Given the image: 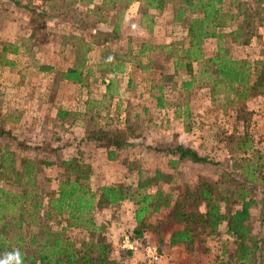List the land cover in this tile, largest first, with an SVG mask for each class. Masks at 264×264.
Listing matches in <instances>:
<instances>
[{
  "label": "rangeland",
  "instance_id": "rangeland-1",
  "mask_svg": "<svg viewBox=\"0 0 264 264\" xmlns=\"http://www.w3.org/2000/svg\"><path fill=\"white\" fill-rule=\"evenodd\" d=\"M52 1L57 3V9L50 10L48 0H0V43L17 48L16 54L5 53L0 58L11 63H0V129L9 133L0 137V153L13 154L15 161L23 157L52 163L40 167L37 183L41 193L55 190L63 173L59 163L72 158L90 167L88 185L92 191L110 185L134 187L139 176H152L158 171L168 181L159 183L162 191L175 195L200 180L218 181L222 171L237 174L243 160L264 174V95L231 108L225 104L224 94H217L219 87L211 96L210 81L197 75L204 66L195 63L190 65L195 80L189 88H181L189 75L183 68L174 70L172 63L178 51L176 46L182 45L185 28L170 22V6L160 12L147 11L152 15L149 29L139 13L131 11L125 16V11L118 10L120 5L110 10L107 6L108 11L98 9L105 19H117L119 23V37L109 49L117 55L132 51L128 55L132 59L123 72L126 74L117 75L106 92L104 76L97 72L85 85L59 79V72L73 65V50L80 41L88 42L90 33L75 29L74 18L57 17L66 6L70 7L69 0ZM73 6L82 13L94 11L88 4ZM32 7L37 11L40 7L45 15L56 18L36 16L29 11ZM91 17L89 14L88 18ZM98 26L104 28L103 23ZM228 31L229 28L220 30ZM221 43L233 58L256 60L264 49V23L245 45ZM143 44L153 50L139 59L137 46ZM216 47V39H205L201 45L203 58L212 56ZM97 58L98 48L93 47L85 55V65L90 67ZM147 59L151 66L142 71L139 67L146 65ZM158 82L163 87L161 94L155 91ZM159 96L161 107L156 106ZM90 126L121 131L127 146L115 150L108 160L103 148L93 150V144L84 140L85 128ZM243 139L250 141L251 150L242 153L238 145ZM166 145L190 148L208 162H180L172 166L170 161L176 157L160 152ZM118 206L92 213L94 223L111 246L110 257L116 264H145L146 246L157 252V260L152 264H230L226 257L231 255L234 245L224 234L223 225L212 237L200 236L193 250L186 251L183 246L187 254L183 249L176 250L174 259H170L173 247L164 242L168 227L161 224L167 210L148 214L142 236L135 239L133 205L126 201ZM258 209L261 205L250 207L248 224L251 234L260 238L264 237V212L259 215ZM45 223L52 231H58L65 227V216L50 218ZM65 235L76 242L88 239L87 232L80 229H65ZM125 236L136 240V244L132 243L135 249L122 247Z\"/></svg>",
  "mask_w": 264,
  "mask_h": 264
},
{
  "label": "trees",
  "instance_id": "trees-1",
  "mask_svg": "<svg viewBox=\"0 0 264 264\" xmlns=\"http://www.w3.org/2000/svg\"><path fill=\"white\" fill-rule=\"evenodd\" d=\"M48 2L50 10L57 9V3L52 0ZM133 2L140 4L139 15L147 23L148 29L152 15L149 16L147 11L160 12L166 6L171 8L170 22L184 26L182 45L176 46L178 51H175L172 63L174 70L183 68L189 75L188 80L180 84L181 88H189L195 80L190 71L191 63H195L204 66L197 75L210 81L208 88L211 96L216 94V87H219L217 94H224L225 104L231 108L264 95V49L258 59L249 61L231 57L221 43L226 41L235 46L245 45L255 35L256 28L264 23V0H69L70 7L66 6L57 17L74 18V28L88 31L90 39L78 43L73 50V65L59 72L60 80L85 85L87 79L93 78L97 72L101 76H108L104 89L110 91L117 75H121L131 61L128 55L132 51L117 55L109 49L119 37V23L117 19H105L98 9L107 10L108 6L110 10L120 5L118 10L122 12ZM76 3L91 5L94 11L85 10L82 13L73 6ZM29 11L36 16L45 15L40 7L38 11L35 7ZM47 14L45 17L56 18ZM89 14L99 18H88ZM99 23H103L104 28H99ZM228 28V32H220ZM213 38L217 40L216 51L212 56L203 58L201 45L205 39ZM93 47L98 48V58L87 67L85 55ZM137 47L136 57L139 59L153 50L147 44ZM5 53L16 54L17 48L0 43V58ZM3 60L1 64H11ZM147 60L146 65L139 67L142 71L151 66ZM41 70L46 68L41 67ZM162 90L158 82L155 91L161 94ZM161 105L159 96L156 106ZM85 110L86 113L90 111L88 102ZM122 134L118 130L112 132L90 126L85 128L84 140L94 147L103 148L109 160L115 150L127 146L128 142ZM5 135L9 133L0 129V137ZM248 142V139H243L238 150L242 153L251 150ZM160 152L176 157L170 161L172 166L180 162H208L205 157L181 145H166ZM12 156L8 152L0 153V255L19 249L24 264H116L110 257L111 246L94 223L92 213L128 201L134 207L132 219L135 226L132 233L135 239L142 236L148 214H162L167 210L161 224L168 227L165 238L169 246L182 245L186 251H191L200 236L212 237L223 225L224 234L234 245L231 255L226 257L227 262L264 264V237L253 236L248 224L252 205H261L259 215L264 212V174L248 160H243L237 174L222 171L218 181L200 180L174 195L162 191L159 183L168 181L158 171L152 176H139L134 187L110 185L92 191L88 185L90 167L72 158L59 163L63 173L55 190L41 193L37 183L40 167L52 163L23 157L15 161ZM61 216H65L64 228L52 231L46 226V220ZM70 228L87 232L88 239L79 242L69 239L65 229Z\"/></svg>",
  "mask_w": 264,
  "mask_h": 264
},
{
  "label": "built area",
  "instance_id": "built-area-1",
  "mask_svg": "<svg viewBox=\"0 0 264 264\" xmlns=\"http://www.w3.org/2000/svg\"><path fill=\"white\" fill-rule=\"evenodd\" d=\"M132 243H135V241H130L125 236L122 241V247L123 248L125 247L129 250L135 249V246ZM143 252H144L143 259H144L145 264H152L157 260L158 255L154 247L146 246L144 247Z\"/></svg>",
  "mask_w": 264,
  "mask_h": 264
},
{
  "label": "crops",
  "instance_id": "crops-1",
  "mask_svg": "<svg viewBox=\"0 0 264 264\" xmlns=\"http://www.w3.org/2000/svg\"><path fill=\"white\" fill-rule=\"evenodd\" d=\"M139 8H140V4L139 3H137V2H133V3H130L128 6H127V8L125 9V12H124V14H125V16L127 15V14H129L131 11H133L134 13H139ZM126 74V72L125 73H122V76H124ZM117 78V77H116ZM108 80H109V78H108V76H104V78H102V81H103V85H104V87H105V85L108 83ZM92 148L91 149H93V148H95L94 146H91ZM94 150V149H93ZM94 153V152H93ZM119 207V206H118ZM133 221V220H132ZM166 244H167V246L169 247V245H168V242L166 241V239H165V241H164ZM176 246H179V247H176ZM171 247H173V248H171V250L169 251V253H170V255L168 256L170 259H174V253L176 252V250H180V249H183L182 247V245H175V246H171ZM181 247V248H180ZM183 253H185V254H187L186 253V251L183 249ZM167 256V255H166Z\"/></svg>",
  "mask_w": 264,
  "mask_h": 264
},
{
  "label": "clouds",
  "instance_id": "clouds-1",
  "mask_svg": "<svg viewBox=\"0 0 264 264\" xmlns=\"http://www.w3.org/2000/svg\"><path fill=\"white\" fill-rule=\"evenodd\" d=\"M0 264H24L20 250L15 249L0 255Z\"/></svg>",
  "mask_w": 264,
  "mask_h": 264
}]
</instances>
